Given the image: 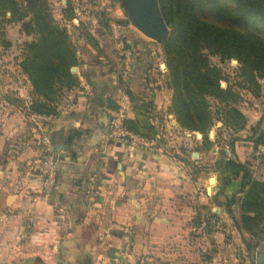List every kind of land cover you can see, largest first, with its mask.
Wrapping results in <instances>:
<instances>
[{"label": "crops", "instance_id": "crops-1", "mask_svg": "<svg viewBox=\"0 0 264 264\" xmlns=\"http://www.w3.org/2000/svg\"><path fill=\"white\" fill-rule=\"evenodd\" d=\"M124 32L134 49L127 80L108 32L98 28L99 50L77 39L79 85L62 95L46 126L60 157L52 199L41 188V131L27 117L30 83L17 85L11 106L0 101V264H256L264 246L247 252L222 204L240 180L224 186L218 172L205 170L217 157L186 150L191 135L164 117L171 95L154 78L150 41L133 28ZM148 103L146 119L157 129L151 147L106 139L112 106L126 107L134 120ZM200 208L215 211L224 229L198 235Z\"/></svg>", "mask_w": 264, "mask_h": 264}, {"label": "trees", "instance_id": "trees-1", "mask_svg": "<svg viewBox=\"0 0 264 264\" xmlns=\"http://www.w3.org/2000/svg\"><path fill=\"white\" fill-rule=\"evenodd\" d=\"M158 2L171 30L164 44L169 88L173 90L170 111L181 129L203 135L201 142L206 150L213 146L207 133L216 118L223 129L220 135L224 131L228 133L229 138L224 140L227 149L220 151L215 165L205 170L218 172L224 186L232 180H240V189L226 197L222 204L233 226L242 234L246 251L257 252L260 244L253 240L259 239L264 224V176L261 174L264 156L257 159L254 152L264 144V111L249 129L247 115L239 109L238 103L240 89L256 98L264 89V0ZM22 7L31 13L25 22V15H20ZM6 13H11L12 18L20 15L24 34L35 36L23 44L20 63L32 87L28 110L31 114L56 117L62 95L79 85L78 77L72 72L79 65L75 44L67 29L54 20L45 0H0V15ZM98 28L104 30L101 25ZM121 35L134 62V49L124 31ZM109 37L118 52L117 42L111 34ZM86 39L99 50L95 37L88 34ZM118 54L121 75L123 57ZM210 56L217 57L221 64L236 61L234 77L213 64ZM222 83L226 86L222 87ZM151 104L140 105L146 110L143 119L126 121L130 130L147 141L157 135L156 127L146 119L150 117L147 107ZM238 142L251 143L253 157L248 155L247 161H241L236 151Z\"/></svg>", "mask_w": 264, "mask_h": 264}, {"label": "rangeland", "instance_id": "rangeland-1", "mask_svg": "<svg viewBox=\"0 0 264 264\" xmlns=\"http://www.w3.org/2000/svg\"><path fill=\"white\" fill-rule=\"evenodd\" d=\"M45 4L54 20L67 29L73 43L75 44L79 62L80 55L77 43V38L79 36L91 48L96 50L87 41L86 36L90 34L96 39L98 26L101 25V27L111 35L116 32L119 36L121 35V32L126 29H135L131 24L127 10L121 0H45ZM20 15H25V22L29 20L31 13L29 10H25L22 7ZM20 15H17L15 18H12L11 13H6L4 16L0 15V81L2 84L0 101H8L10 106L12 103H15V101H18V97L16 96L18 94V91L16 90L17 85L24 87L26 86V83L28 84L29 82L27 76L22 72L20 63L22 61L23 44L31 41L35 37L34 35L27 36L24 34V28L22 26L23 21L19 20ZM167 29L169 37L171 30L168 25ZM142 36L145 37L144 35ZM168 37L166 41L168 40ZM148 40L151 43L150 53L154 63V78L156 77V79L161 82L159 83V87H164L165 91L169 92L171 95L167 115L164 116L165 120L173 119L176 121L173 113L170 111L173 90L169 88V70L166 64L167 59L164 49L166 41L163 43H157L153 40ZM210 57L213 64L222 67L227 73H230V75L234 77V71L237 69L236 61L221 64L217 57ZM225 86L226 84L222 83V87ZM239 93L241 94V100L238 103L239 109L247 115V127L250 129L256 124V122H253L256 115H260L264 111V89L259 98H256L249 92L241 89L239 90ZM24 105L25 103H20L19 107H23ZM213 109L216 111L215 104H213ZM180 130L191 135V139L187 136L190 139V142L189 147L187 146L186 150H191L193 155H199V153L202 152L209 159H212V157L218 158L220 156L219 152L227 149L224 140L229 138L227 136L228 133L224 131L222 135H220V131L223 129L221 128L219 121H217V118L214 121V125L207 133L209 141L213 144L210 150H206L205 146H202L201 140L203 139V135L201 133H189L181 129V127ZM237 146L240 148L239 151L242 152L244 150L247 155H251L253 147L251 143L238 142L236 144V147ZM247 147H251V149L248 148L249 150H247ZM198 149H201L202 151H198ZM226 153L228 154L227 151ZM215 163L216 162H214L213 165H215ZM253 242L260 244V247L264 246V224L262 226V232L259 233V239L256 238Z\"/></svg>", "mask_w": 264, "mask_h": 264}, {"label": "built area", "instance_id": "built-area-1", "mask_svg": "<svg viewBox=\"0 0 264 264\" xmlns=\"http://www.w3.org/2000/svg\"><path fill=\"white\" fill-rule=\"evenodd\" d=\"M113 39L117 42L118 52L123 57L121 62V75L124 79L131 76L133 70L132 52L125 49L122 41V35L112 34ZM27 117L37 122L39 130L41 131L40 142V178L43 196L47 199H52L58 183V170L60 157L54 153L49 137L46 133V126L51 122L52 117L42 116L38 114H31L26 110ZM128 120V111L124 106H119L117 109L111 111L110 128L106 135V139L117 143H128L135 146L151 147V143L143 139L132 130H130L126 121ZM257 159L264 156V144L259 146L254 152ZM216 229H224L223 222L219 215L208 208H200L197 213L196 233L203 238H208L212 231ZM127 254V251H124ZM117 264H124L117 260Z\"/></svg>", "mask_w": 264, "mask_h": 264}, {"label": "water", "instance_id": "water-1", "mask_svg": "<svg viewBox=\"0 0 264 264\" xmlns=\"http://www.w3.org/2000/svg\"><path fill=\"white\" fill-rule=\"evenodd\" d=\"M127 10L132 26L146 38L163 43L168 37L167 25L161 15L158 0H121ZM75 69H73V72ZM0 81V95L1 91ZM221 207V205H220ZM256 264H264L260 255Z\"/></svg>", "mask_w": 264, "mask_h": 264}]
</instances>
